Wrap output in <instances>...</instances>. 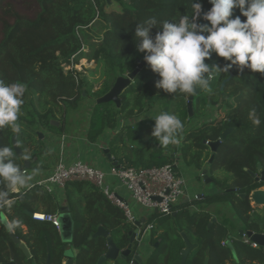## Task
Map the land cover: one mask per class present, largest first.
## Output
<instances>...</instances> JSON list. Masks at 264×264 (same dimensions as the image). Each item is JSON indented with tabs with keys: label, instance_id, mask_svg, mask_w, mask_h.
I'll return each mask as SVG.
<instances>
[{
	"label": "trees",
	"instance_id": "1",
	"mask_svg": "<svg viewBox=\"0 0 264 264\" xmlns=\"http://www.w3.org/2000/svg\"><path fill=\"white\" fill-rule=\"evenodd\" d=\"M197 2L202 4L205 12L211 7L208 0H38L41 12L37 18L19 20L0 44V80L26 86L18 120L21 132L17 135L8 127L0 129V146L14 147L13 140L17 137L23 152L32 155L31 167L41 168L48 147L39 139L38 133L49 131L64 135L65 125L56 127L52 121L66 119L84 99L104 97L119 77L134 72L140 63H146L144 53L137 49L138 41L134 35L137 25L152 17L158 21L179 22L182 15L193 14L192 4ZM236 14H239L238 10ZM156 31L158 29H153L152 34ZM83 59L94 61L97 68H102L104 80L100 90H95V80L73 67V63L77 65ZM206 62L221 66L230 63L215 55ZM93 71H89L92 76ZM158 79L159 76L146 65L120 95V107L114 102L95 103L86 139L92 143L104 140V148L110 150L119 165L160 167L172 163L181 154L188 166L202 171L212 156L206 143L217 142L226 130L232 129L226 142L237 144L238 152L247 151L238 160L253 168H243L245 170L236 173L239 179L245 175L251 182L228 192L230 178L216 180L209 176L208 179L215 181L221 189L202 200L213 202L218 197H234L233 206L247 229L264 232V217H255L258 207H253L249 200L252 192L264 188V182H256L249 174V171L259 173V164L264 169V74L233 66L229 73L214 75L210 81L212 91L203 90L194 96L193 118L188 110L191 94L166 93L155 86ZM218 109H225L226 115L219 118L215 113ZM252 109L260 120L259 125L249 119ZM161 112L176 115L183 122L184 128L178 133L179 144L164 147L151 135L154 118ZM198 122L201 123L195 126ZM30 145L36 149H28ZM15 161L22 170L25 169L23 158L16 154ZM238 185L242 184L239 182ZM65 189L66 207L74 221L70 246L75 254V264H99L100 258L106 255L108 239L90 240L100 227L109 232L110 240L120 251L128 248L130 234L136 228L127 222L121 209L88 183L70 182ZM11 191L7 190V196L0 200V264L10 262L9 244L15 246L2 225L1 214L10 218L17 237L30 248L31 259H27L21 250H15L17 264H47L48 256L49 264H63L66 246L59 232L51 224L35 221L27 214V211L56 214L60 206L40 187H34L20 197ZM240 195H245L246 199ZM6 198L13 201L4 204ZM192 205H184L176 217L154 214L153 223L146 220L142 231L152 225L151 243H159V247L153 249L144 264H173L175 255L179 256L176 264H180L181 252L185 249L183 233L194 245L186 264H204L207 256L210 264H227L224 252L217 249V226L209 227L210 211L200 206L186 216ZM21 224L27 225L31 233L20 230ZM223 224L241 237L239 226L229 218L225 217ZM230 224L232 227L228 226ZM138 245L139 241H136L132 255L126 261L118 260L112 264H130Z\"/></svg>",
	"mask_w": 264,
	"mask_h": 264
},
{
	"label": "clouds",
	"instance_id": "2",
	"mask_svg": "<svg viewBox=\"0 0 264 264\" xmlns=\"http://www.w3.org/2000/svg\"><path fill=\"white\" fill-rule=\"evenodd\" d=\"M208 3L211 7L206 12L201 3H193V14L182 15L179 22L152 17L137 25L134 33L137 49L159 76L155 85L158 89L189 95L198 88L211 92L214 75L229 73L233 66L264 74V0H208ZM153 29H158L155 35ZM213 55L230 63L210 65L206 61ZM25 92L23 83L0 80V129L8 127L20 134L18 120ZM249 119L260 124L255 109L250 110ZM154 120L151 135L161 146L180 143L178 133L184 125L176 115L161 112ZM19 146L17 143L14 147ZM14 147L0 146V200L9 189L20 191L29 187L35 175V171L28 174L16 163ZM23 159L28 161L31 157L24 154Z\"/></svg>",
	"mask_w": 264,
	"mask_h": 264
},
{
	"label": "rangeland",
	"instance_id": "3",
	"mask_svg": "<svg viewBox=\"0 0 264 264\" xmlns=\"http://www.w3.org/2000/svg\"><path fill=\"white\" fill-rule=\"evenodd\" d=\"M40 9L41 8L38 4V0H0V44L4 40L8 30L11 27H13L19 20H34L35 18H37ZM85 60L87 61L86 64H82L81 63L82 60L79 61V64L77 65L75 64L76 65L75 69H77V71L81 73H86V76H88L92 80H95L94 88L95 90H100L104 80L102 78V70H101L102 68L100 67L97 68L96 63L94 61L89 62L87 59ZM91 70L95 71V72L93 71V76L90 75L89 71ZM85 98H88L87 95L85 96ZM96 100L97 99L95 98H89L86 100L84 99L81 101L80 107L78 109L72 110L66 119H62V118L58 119L59 126H61V124H64L66 127L65 135L60 136L56 133L49 131L39 132L42 133V135H44L43 140L47 145V147L49 146V148L51 147L53 150L55 148L56 153L57 154L59 153V157H61L62 154L61 137L67 136L65 137L66 140L65 143H67L68 138L69 139L77 138V139L86 140L87 128L89 127L90 124V116L94 109L95 103L97 104V101L99 99L97 101ZM215 113H218L220 118L221 116L226 115V110L218 109V111H215ZM200 123L201 122L196 123L195 126L199 125ZM54 138H56L57 140H55ZM237 148H238L237 144H231L229 142H225L224 145L221 146V148L218 150L216 154L212 153L210 160L213 158V162L210 163L209 160V162L204 167V169L208 170L209 176H212L216 180H224L230 178L231 180H229V186L231 187V189H235L242 186L243 187L248 186L251 182L249 177L244 175L239 179L238 178L239 175H237L236 172H239L240 170H245L243 168L253 169L249 165L246 167V165H244V163L246 162L238 160L242 156V154L246 153L247 151L241 153L237 151ZM28 149L30 150L32 149L34 151V149L36 148H32V145H30ZM65 150L66 148L64 149V152ZM33 151L31 152L33 153ZM56 153L52 152L55 158V162H53L52 160H47L46 158L44 159L46 165L56 164L57 161L55 157ZM177 171L180 174L184 175L187 179H189V183L191 184L189 194L191 195L192 199H195L196 197L195 191H199V189H200L199 193L205 196L214 195L217 192H220L221 188L215 181L213 182L211 179H208L211 181V183L206 184L207 180L203 179V177L201 176L202 171L193 169L192 167L188 166L183 160H180L177 167ZM243 181H246V183H243ZM239 182L242 185H238ZM30 183H33V180H31ZM97 191L99 192L98 189ZM233 200L234 197L231 196L218 197L215 200H213V202H204L203 200L198 201L197 199H195V202L192 205L193 207H189L185 215L190 216L198 207L201 206L208 209L209 211H216V213H218V215H220L221 218L223 216L227 217L230 219V221H232L237 225L241 217L238 215V213L236 212L233 206ZM154 218L155 215L153 214V212H149L147 216L149 223H153ZM228 226L232 227L231 224Z\"/></svg>",
	"mask_w": 264,
	"mask_h": 264
},
{
	"label": "built area",
	"instance_id": "4",
	"mask_svg": "<svg viewBox=\"0 0 264 264\" xmlns=\"http://www.w3.org/2000/svg\"><path fill=\"white\" fill-rule=\"evenodd\" d=\"M75 66L73 63L74 68ZM65 137H61L63 143L66 141ZM180 160H182L181 154L172 163L164 166L135 168L120 165L119 168H114L109 173L95 165H88L81 160H76L74 163L68 165L62 159L50 176L38 180L35 182V185L43 186L48 193L53 194L55 187L64 189L70 182L88 183L98 189L99 193L104 195L112 204L121 209L127 222L134 226L139 219L134 215L129 203L121 199L120 193L118 194L117 190L113 189L112 185L108 182L109 177L114 178L118 183L117 188L125 190L137 204L155 214L172 216L174 213H178V211L180 212L184 209V201H195L200 196V189L199 191H195V199H192L189 194L191 187L189 179L177 171ZM24 172L27 173L26 170ZM31 187L32 185L27 190H30ZM252 194L250 195V199ZM32 218L38 222H52L56 227H59L57 221L51 215L38 212ZM142 228L138 229L137 240L139 243L143 242L145 234L152 229V225H148L144 231H142ZM244 244L253 249H259L258 245L252 243L248 238H244Z\"/></svg>",
	"mask_w": 264,
	"mask_h": 264
},
{
	"label": "water",
	"instance_id": "5",
	"mask_svg": "<svg viewBox=\"0 0 264 264\" xmlns=\"http://www.w3.org/2000/svg\"><path fill=\"white\" fill-rule=\"evenodd\" d=\"M146 65H147V63H140L134 72H132L126 76L119 77L117 79L116 83L114 84L113 88L111 89V91L108 94H106L104 97L100 98L97 101V104L100 105L103 103L114 102L118 105V107H120V105H121L120 95L124 92L125 89H127L130 86V84L132 82H134L136 80L138 74ZM225 83L226 82H224L222 85V90L225 87ZM202 91H203L202 89L198 88L196 90V92L194 94H191L189 97L188 110H189L190 118H192L194 116V106H193L194 96L200 94ZM52 125L59 127V123L56 121H52ZM231 132H232V129H228L222 134L221 138L217 142L208 143V145L211 149V152L213 154H216L218 152V150L221 148V146L227 141L228 137L231 135ZM38 134H39L40 140H43L44 135H42V133H38ZM17 143H18L17 137H14L13 146H15ZM14 150H15L17 156L22 159L23 155L25 153L20 148V146H19V148L14 147ZM104 154L106 155L108 161L112 164L113 167H115V168L120 167L118 162L115 161L114 157L110 153L109 149H105ZM212 162H213V158L210 160V163H212ZM24 164H25V168L29 169L31 162L25 161ZM258 172L259 173L249 171V174L253 179L256 180V182H264V169H263L262 165H259ZM202 177L205 180H207L206 184L211 183V181L208 180L209 174H208L207 169H204L202 171ZM233 191H235V190H228V192H233ZM240 197L243 200L246 199L245 195H240ZM8 199L9 198H6L4 201H7ZM202 199H204L203 195L198 197V200H202ZM249 200H250V203L253 207H255V208L258 207V208L264 209V190L259 189V190L254 191L251 199H249ZM194 202L195 201L187 200L185 202V205L191 204ZM68 211H69V209L62 210L63 214L60 217L61 225H60V232L59 233H60L62 241L65 243V246H66V251H65L66 259H65L63 264H75V262H74V258H75L74 251L73 252L71 251L74 255L73 257H71L69 252L67 251L68 245L72 242V235H73V229H74V221H73L72 216L69 214ZM28 215L30 217H32V213H29ZM176 215H177V213L173 214L174 217H176ZM1 220H2L4 227L9 232L11 243L15 244L18 247V249L21 250L26 255V257L28 259H30L31 254H30L29 248L11 230L8 219L4 214H1ZM212 221L215 222L216 220L213 219ZM145 223H146V220L137 221L134 224L136 226V229L134 232H132L130 234L131 235L130 245L128 246V248L126 250H123V251H120L118 249V247L116 246V244L110 240L109 232H107L103 227H100L98 229L97 233L94 234V236L90 238V240L95 239L97 237H103V238L108 239V252L106 253V255H104L103 257L100 258L99 264H103L106 262L114 263L118 260L126 261L132 255L134 244L136 241H138L137 240L138 229L142 228ZM239 234H240L242 239L248 238V239H250V241L252 243L257 244L259 247V250H262V254L264 255V232H256L253 230H241V231H239ZM182 237L184 239L186 247L181 252V256H182L181 264H186L188 257H189V254L192 251V249L194 248V245L190 242V240L188 239V237L186 236L185 233L182 234ZM141 244H142V242L139 243V245L136 249V254L133 256V259H132L130 264H144V261L152 254V252H150L149 254H145L144 250L140 248ZM227 245L232 247L231 242H228ZM158 247H159V243H156L155 249H157ZM9 248H10V253H11V261L8 263H5V264H16L15 257H14L15 250H13L11 244L9 245ZM207 255H209V252ZM49 259H50V256H48V264H49ZM204 264H210V257L209 256L206 257Z\"/></svg>",
	"mask_w": 264,
	"mask_h": 264
},
{
	"label": "crops",
	"instance_id": "6",
	"mask_svg": "<svg viewBox=\"0 0 264 264\" xmlns=\"http://www.w3.org/2000/svg\"><path fill=\"white\" fill-rule=\"evenodd\" d=\"M40 10H39L38 14L40 13ZM60 136H62V135H60ZM54 139L57 140L56 138H54ZM103 141L104 140H99L97 142L92 143V142L88 141L87 139L82 140V139H77V138H75V139H69L68 138L67 143L62 142V144H61L62 145L61 157H59V153L58 154L56 153L55 148L53 150L51 147L49 148V146H48V155L43 156V158H42L43 162H44L45 158L47 160H52L53 162H55V158L52 154V152H53V153H56L55 154V157L57 159L56 164L55 165H52V164L46 165V162H44V164L41 166V168H39L36 165L31 167V164H30L29 169L25 168L24 170H26L28 174H32L35 171V175L33 176V179H32L33 183H30V186L35 184L34 182H37L38 180H42V179H45L48 176H50L52 174L53 170L55 169V167L57 166V164L62 159H64L66 164H68V165L74 163L76 160H81L88 165H91V166L95 165V166L101 168L102 170H104L105 172L110 173L111 170L114 169L115 167L112 166V164L108 161L106 155L104 154V150L108 149V148H104ZM65 148H66V150L64 152ZM30 156H32V155H30ZM30 162L33 164L34 160L30 161ZM50 163H51V161H50ZM108 182L112 185L114 190H117L118 194L120 193V198L124 199L126 202L129 203L130 207L132 208L134 215L137 217V219H139V221L147 220L148 213L151 211L142 207L141 205L137 204L134 200H132L130 198L129 194L125 190H121L120 188H117L118 183L115 181L114 178L109 177ZM29 187H27V188H29ZM27 188L21 189L20 191H12V192L15 194H17V193L25 194L29 191V190H27ZM262 189L264 190V188H262ZM50 195L53 196L56 203L60 207H63V206L66 207L67 206L66 205L67 204V198H66V189L65 188L63 189V188L55 187L53 194H50ZM200 196H201V194H200ZM203 197L205 198L206 196L203 195ZM184 202H186V201H184ZM153 214H155V213H153ZM210 214H211V222H210L209 227H211L213 224L214 225L216 224V226H217L216 227L217 249L220 250L221 252H224V260L227 262V264H264V255L262 254V250L253 249L250 246L244 244V239L237 236V234L235 232H232L229 229L225 228L224 224H223V219L225 218L224 216L221 218V216L218 215V213H216V211H210ZM254 214H255V217L257 219H262L264 217L263 216L264 212L255 211ZM7 219H8V222L10 224L11 230L16 235V229L13 227V225L10 221V218L7 217ZM213 219H215L216 221L213 222L212 221ZM237 225L239 226V229H240L239 231L248 230L247 225L243 222L242 218L240 219V221H238ZM1 227L2 226H0V228ZM21 241L25 242L24 240H21ZM228 242H231L232 247L227 245ZM224 244H226V245L224 246ZM12 248H13V250H16V251L18 250V247L16 245L12 246ZM140 248L144 250L145 254H149L155 248V244L153 245V243H151V230L145 234ZM67 251L69 252L71 257L74 256L72 253L73 250L71 247L69 248V246H68ZM174 259L175 260H174L173 264H176L179 261V256L175 255ZM181 261H182V256H181ZM109 264H112V262H109Z\"/></svg>",
	"mask_w": 264,
	"mask_h": 264
},
{
	"label": "flooded vegetation",
	"instance_id": "7",
	"mask_svg": "<svg viewBox=\"0 0 264 264\" xmlns=\"http://www.w3.org/2000/svg\"><path fill=\"white\" fill-rule=\"evenodd\" d=\"M248 171V170H247ZM34 187H40V188H43V189H45L43 186H38V185H35V184H33L32 185V187L30 188V190L32 189V188H34ZM29 190V191H30ZM229 190H236V189H229ZM11 193L12 194H15V193H13L12 191H11ZM15 195H18V197H20L21 196V194L20 193H17V194H15ZM53 197V196H52ZM249 199H250V197H249ZM13 200L12 199H8L7 201H4V204H10L11 202H12ZM65 209H67V207H65V206H63V207H60V210L56 213V214H45V215H51L52 217H53V219H55L56 221H57V223H58V225H59V227H56L52 222H47V223H49V224H51L53 227H55L56 228V230L58 231V232H60V225H61V223H60V217H61V215L63 214L62 213V210H65ZM258 211L259 212H264V209H262V208H259L258 209ZM29 213H31V212H28L27 211V214H29ZM35 213H32V217H33V215H34ZM44 214V213H43ZM70 214V213H69ZM71 215V214H70ZM29 216V215H28ZM30 217V216H29ZM32 217H30V218H32ZM20 230H24L26 233L25 234H30L31 233V231L29 230V228H28V226L27 225H23V224H21L20 225ZM60 234V233H59ZM72 240H73V235H72ZM25 243V242H24ZM26 244V243H25ZM65 244V243H64ZM71 244V243H70ZM70 244L68 245L69 247H71L70 246ZM27 245V244H26ZM27 247L29 248V246L27 245ZM29 250H30V248H29ZM48 253H49V246H48ZM30 254H31V252H30ZM25 255V254H24ZM49 255V254H48ZM32 256V255H31ZM14 257H15V255H14ZM25 257H26V255H25ZM27 258V257H26ZM28 259V258H27ZM31 259V258H30ZM11 261V260H10ZM50 261V260H49ZM16 262V261H15ZM17 264V263H16ZM47 264H48V262H47Z\"/></svg>",
	"mask_w": 264,
	"mask_h": 264
},
{
	"label": "bare ground",
	"instance_id": "8",
	"mask_svg": "<svg viewBox=\"0 0 264 264\" xmlns=\"http://www.w3.org/2000/svg\"><path fill=\"white\" fill-rule=\"evenodd\" d=\"M82 64H86L87 63V61L84 59V60H82V62H81Z\"/></svg>",
	"mask_w": 264,
	"mask_h": 264
}]
</instances>
